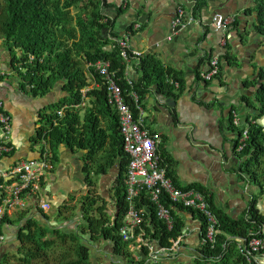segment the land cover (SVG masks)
<instances>
[{
  "label": "crops",
  "instance_id": "crops-1",
  "mask_svg": "<svg viewBox=\"0 0 264 264\" xmlns=\"http://www.w3.org/2000/svg\"><path fill=\"white\" fill-rule=\"evenodd\" d=\"M108 1L112 6L104 13L111 18L118 16L116 30L120 36L127 38L134 50L143 55L150 54L179 72V87L174 84L172 90L162 91L153 81L140 103L144 126L162 136L160 153L169 176L181 187H204L215 212L237 220L247 214L255 200L257 208L264 214V194L253 184L250 175L240 169L235 151L237 134L231 123L235 112L242 123L247 122L252 109L238 107V97L254 95L255 90L249 88L250 82L256 81L260 70L264 69V33L256 28L259 24L258 0H231L229 3L227 0H204L206 4L199 13L194 10L196 5L191 0H129L126 7L125 0ZM223 5L225 7H221ZM179 6H183L194 20L172 35L171 25ZM121 8L123 11L119 13ZM228 13L237 15V22L229 31L222 32L216 28V23ZM131 27L134 32L129 30ZM242 35L250 39L243 42ZM20 53L17 51L18 55ZM226 53L231 56L230 60L223 59ZM12 54L10 47L0 48V100L12 116L13 126V150L0 157V176L19 162L42 159L51 153L53 167L45 174L37 198L27 199L22 209L43 220L40 209L53 216L71 197L75 202L94 189L107 202L113 219L117 214L115 184L121 172V156L110 159L112 162L110 166L106 165V172H91L92 181L96 183L91 188L87 169L94 164L88 160V149L62 144L54 154L45 139L36 140L38 130L44 125V115L52 104L63 102L66 92L59 82L48 94L34 95L29 87H23L19 74L11 68ZM216 55L221 59L220 74L211 81L198 77ZM138 63V56L127 60L126 77L134 81L140 79L142 71L138 69ZM88 76L90 86L83 89L84 94L100 85ZM172 81L173 78L169 80ZM93 100L84 95L83 102L76 105L82 116L89 108L93 110ZM232 106L236 108L232 109ZM113 109L118 114L116 108ZM261 122L264 124V118ZM103 123L108 127L107 119ZM106 147L117 153L118 141L108 138ZM251 190L253 195L249 194ZM45 203L50 204L49 209L43 208ZM19 209L10 211L12 219L18 216ZM179 214L186 220V235L174 256L169 253L163 256L167 264L193 262L201 246V223L186 211H179ZM79 216L80 208L69 221L70 227L74 228L80 222ZM50 223L63 227L68 221H56L53 216ZM17 233L16 225L8 223L5 226V240L16 238ZM102 244L110 245L102 241L92 248V264H100L99 259L105 263L114 262L115 258L124 263V259L114 255L112 250L106 253L100 249ZM254 260L256 264H264V253H256Z\"/></svg>",
  "mask_w": 264,
  "mask_h": 264
},
{
  "label": "trees",
  "instance_id": "trees-1",
  "mask_svg": "<svg viewBox=\"0 0 264 264\" xmlns=\"http://www.w3.org/2000/svg\"><path fill=\"white\" fill-rule=\"evenodd\" d=\"M205 4L204 0H199L194 9L196 13ZM111 6L108 0H0V38L13 51L10 66L19 74L22 85H25L23 87H29L34 95H46L62 82L66 92L63 102L52 104L50 111L44 115V125L38 130L36 140L45 139L54 154L62 144L88 149V160L94 164L89 169L86 167L90 187L96 184L92 181L91 172H106V165L110 166L112 162L110 159L116 155L121 156V172L115 184L117 214L113 219L108 212L107 202L94 189L75 202L71 197L70 201L54 212L56 220L68 221L63 227L51 225L53 216L41 209L40 213L45 221L36 215L30 216V211L22 208L17 210L18 216L15 219L8 213L4 222L18 227L19 245L12 252V249L4 248L0 243V264H92V248L102 241L108 242L112 246L113 254L124 259L126 264H167L163 257V260L160 258L157 262L149 260L148 246L137 250L140 254L137 257L134 254L135 249H132L135 242L124 240L120 233L127 211L125 180L128 157L123 150L119 116L108 102L107 86L96 68V63L99 60L110 61L111 70L116 71L119 82L126 89V100L131 103L136 113L139 110L130 96L131 89L138 93L141 103L147 87L153 81L162 91L172 90L173 85L176 82L180 85L181 81L176 69L165 66L150 54H145L138 57L137 67L142 71V76L134 81L133 88L128 84L125 80L127 60L122 55L119 40L121 36L116 30L117 18H111L104 13ZM258 9L259 24L256 28L263 34L264 0H258ZM121 11L122 8L119 13ZM129 30L134 32L135 29L131 27ZM17 51L21 53L18 55ZM131 57L133 55L130 53ZM225 58L231 59L229 53L224 55L223 59ZM88 75L100 85L84 94L83 89L90 86ZM172 78L174 81L171 83L169 80ZM249 88H253L255 92L252 96L243 94V101L252 109L246 118L247 122L241 121L240 125H235L232 117L231 123L238 137L241 136L243 128L249 129L246 146L238 152L239 139H236L235 151L240 161V169L250 175L253 184L264 194V125L261 122L264 116V69L260 70L256 81L250 82ZM84 95L94 100L93 110L89 108L82 116L76 105L83 102ZM61 109L64 110L62 115L59 114ZM105 119L108 127L104 126ZM108 138L118 141L117 153L106 147ZM7 154L9 153L0 157ZM163 164L165 165L164 162ZM5 180L6 178L0 177V183ZM190 187L209 194L204 187L186 188ZM32 198L36 199L37 194L29 199ZM211 200L209 197L210 203ZM165 201L175 219L171 230L157 217L150 200L142 197L140 205L146 208L144 226L147 237L156 241L159 246L171 248L174 241L183 235L186 227V220L180 216L179 211H186L199 220L202 237H205L208 228L205 216L168 199ZM254 202L255 200L250 204L247 214L237 220L213 210L220 230L216 242L201 244L193 262L175 264H250L239 245L248 243L253 237H264V214ZM79 208L81 220L74 228L70 227L69 221ZM4 234L5 225L0 227V235ZM11 254L16 257L15 261ZM252 263L256 264L254 256Z\"/></svg>",
  "mask_w": 264,
  "mask_h": 264
},
{
  "label": "built area",
  "instance_id": "built-area-1",
  "mask_svg": "<svg viewBox=\"0 0 264 264\" xmlns=\"http://www.w3.org/2000/svg\"><path fill=\"white\" fill-rule=\"evenodd\" d=\"M196 3L197 0H191ZM194 20L188 16L183 6L177 8V13L172 21V35L186 28L190 21ZM237 21V15H228L216 23V28L222 32H227ZM172 38V36L170 37ZM122 55L128 59L130 52L133 55H142L140 51L132 50L127 40H121ZM32 59V57H31ZM98 72L105 80L108 92V102L116 108L119 116V129L122 136L123 150L128 157L126 172V201L127 211L123 218L121 235L126 241L135 242L136 246L149 247V260L157 262L166 253L174 256V253L182 247L185 239V232L179 236L171 248L159 246L158 243L147 237V230L144 226L146 208L142 203V197L150 200L155 208L157 217L166 224L168 229L175 225V219L171 209L166 205V199L173 203L183 205L186 208L194 209L207 218L208 228L205 237H202V227L200 225L201 244L215 243L220 230L218 228V218L216 217L209 202V194L194 188L181 187L175 184L168 174L166 165L160 153L162 136L151 132L143 124L141 115L142 106L138 93L131 89L130 96L139 110L136 116L130 102L126 100L125 88L120 83L116 71L111 70L109 61L100 60L96 63ZM221 71V59L218 55L213 56L208 64V68L200 72L201 78L211 81ZM125 80L133 88L134 80L125 77ZM179 87V83H175ZM62 113V111H60ZM233 122L235 125L241 124L238 113H234ZM12 116L5 107L4 101L0 100V155L10 153L13 150L11 145ZM249 136V129L243 128L237 151H242L246 146ZM52 154L48 153L42 159H30L19 162L8 172L2 175L5 182L0 183V227L8 223L4 222L5 217L12 209L23 208L25 201L33 194L39 193L41 182L47 172L53 167ZM11 182H8L10 181ZM24 193L25 196H24ZM144 194V195H142ZM44 209H49L50 204H43ZM195 219V218H194ZM199 221V220H198ZM200 222V221H199ZM201 223V222H200ZM5 240L4 235H0V243ZM240 250L248 257L250 264L256 253L264 250V237H253L248 243L240 244Z\"/></svg>",
  "mask_w": 264,
  "mask_h": 264
},
{
  "label": "rangeland",
  "instance_id": "rangeland-1",
  "mask_svg": "<svg viewBox=\"0 0 264 264\" xmlns=\"http://www.w3.org/2000/svg\"><path fill=\"white\" fill-rule=\"evenodd\" d=\"M5 46V42H4V40L3 39H1L0 38V48L1 47H4ZM6 47V46H5ZM2 244H3V246H4V248L6 247V248H9L10 250L12 249V252L18 247V245H19V241H17V236H16V238H12V239H9V240H5V241H3L2 242ZM99 243H97V245H98ZM2 246V247H3ZM141 248L142 247H138V246H136V244L134 243L133 245H132V249H135L134 250V254L138 257V256H140V254H139V252L137 251V250H141ZM100 249H102V250H104V251H106V253L108 252V251H111L112 250V248H111V246L110 245H108V244H102L101 246H100ZM163 257V256H162ZM162 257H161V259H162ZM11 258L12 259H14V261H15V259H16V257L15 256H13V254H11ZM164 259V258H163ZM162 259V260H163ZM99 261H100V264L103 262L101 259H99ZM105 264H126L125 262L123 263V262H120L119 260H118V258H115L114 259V262H107V263H105Z\"/></svg>",
  "mask_w": 264,
  "mask_h": 264
},
{
  "label": "water",
  "instance_id": "water-1",
  "mask_svg": "<svg viewBox=\"0 0 264 264\" xmlns=\"http://www.w3.org/2000/svg\"><path fill=\"white\" fill-rule=\"evenodd\" d=\"M231 0H227V2L226 3H229ZM221 7H225V5H223V6H221ZM230 13H228V14H226V16L227 15H229ZM250 38L249 37H247V35H242L241 36V40L244 42V41H247V40H249ZM239 100H238V107H243V106H246V103H245V101H243V94H241L239 97ZM232 108H233V106H232ZM237 160H238V158H237ZM249 194H252L253 195V193H252V190H251V192L249 191ZM57 221V220H56ZM186 231V229L184 230V232Z\"/></svg>",
  "mask_w": 264,
  "mask_h": 264
},
{
  "label": "clouds",
  "instance_id": "clouds-1",
  "mask_svg": "<svg viewBox=\"0 0 264 264\" xmlns=\"http://www.w3.org/2000/svg\"><path fill=\"white\" fill-rule=\"evenodd\" d=\"M125 2H126V5H125V7H126V6H127V3L129 2V0H125ZM194 5H196V3H195ZM176 13H177V12H176ZM229 15H231V14H229ZM227 16H228V15H227ZM117 17H118V16H117ZM117 17H116V18H117ZM174 18H175V17H174ZM236 22H237V21H236ZM236 22H235V23H236ZM107 32H108V31H106V33H107ZM119 40H120V42H121V40H127L128 43H129V40H128L127 38L123 37V36H122ZM129 44H130V43H129ZM130 46H131V45H130ZM131 49L134 50V49L132 48V46H131ZM130 53L132 54V52H130ZM141 53H142V52H141ZM132 55H133V54H132ZM142 55H143V53H142ZM142 55H140V56H142ZM134 56H138V55H133V57H134ZM138 57H139V56H138ZM30 59H31V58H30ZM32 59H33V57H32ZM125 59H126V58H125ZM129 59H130V56H129V58L126 59V60H129ZM99 61H100V60H99ZM106 61H107V60H106ZM109 62H110V61H109ZM220 72H221V71H220ZM217 76H218V75H217ZM125 77H126V75H125ZM200 77H201V76H200ZM212 80H213V79H212ZM172 82H173V81H172ZM179 86H180V85H179ZM60 111H61V110H59V114L61 115L63 112L60 113ZM263 125H264V124H263ZM235 133H236V132H235ZM236 134H237L236 137H237V139H238V133H236ZM237 148H238V147H237ZM236 157H237V155H236ZM51 158H52V157H51ZM237 158H238V157H237ZM238 160H239V159H238ZM52 161H53V159H52ZM0 177H2V176H0ZM4 241H5V240H4Z\"/></svg>",
  "mask_w": 264,
  "mask_h": 264
},
{
  "label": "flooded vegetation",
  "instance_id": "flooded-vegetation-1",
  "mask_svg": "<svg viewBox=\"0 0 264 264\" xmlns=\"http://www.w3.org/2000/svg\"><path fill=\"white\" fill-rule=\"evenodd\" d=\"M263 118H264V116H263ZM106 255H108V254H106ZM111 256V255H110ZM114 256V255H113ZM110 258V257H109ZM101 264H105V261H103Z\"/></svg>",
  "mask_w": 264,
  "mask_h": 264
}]
</instances>
